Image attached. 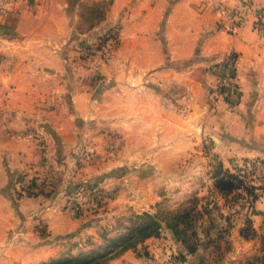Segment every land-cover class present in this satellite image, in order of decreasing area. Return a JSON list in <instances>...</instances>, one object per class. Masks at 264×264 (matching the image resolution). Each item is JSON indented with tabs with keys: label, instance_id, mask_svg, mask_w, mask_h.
<instances>
[{
	"label": "crops",
	"instance_id": "0c3cea01",
	"mask_svg": "<svg viewBox=\"0 0 264 264\" xmlns=\"http://www.w3.org/2000/svg\"><path fill=\"white\" fill-rule=\"evenodd\" d=\"M101 1L109 3L102 20L80 29L79 6ZM218 2L243 11L237 34L219 23ZM253 2L76 0L70 12L69 0L0 1V21L10 27L0 31V264L90 253L122 214L156 213L164 203L202 218L192 221L200 228L195 250L165 228L107 264L264 261V194L252 208L240 205L236 190L221 192L208 170L264 157V33L254 27L264 0ZM98 25L119 30L99 65L79 57L75 40ZM230 51L241 89L233 110L210 101ZM86 149L93 158L80 161ZM69 174L73 184L114 191L104 218L65 209ZM21 176L45 181L44 192L19 195ZM194 197L199 203L183 208ZM243 214L250 236L242 235ZM214 245L229 247L205 256Z\"/></svg>",
	"mask_w": 264,
	"mask_h": 264
},
{
	"label": "rangeland",
	"instance_id": "374dc122",
	"mask_svg": "<svg viewBox=\"0 0 264 264\" xmlns=\"http://www.w3.org/2000/svg\"><path fill=\"white\" fill-rule=\"evenodd\" d=\"M3 3H8L9 1L12 0H0ZM25 1H30V0H25ZM76 0H69L68 6H70V12H71V4H73ZM251 5H254L253 0H250ZM109 3L107 1H101L98 3H95L93 8H89L87 5L86 6H79L80 11H78L79 13V17L80 20L77 22L78 26L80 29H86L87 27H93L94 25L98 24L103 16H104V11L108 8ZM263 6L264 3L262 5L259 6L258 10H259V14L260 15H264L263 12ZM2 8L5 10H8L7 6H2ZM4 14V12L1 10L0 8V15ZM260 15L258 16L260 18ZM1 17V16H0ZM99 26V25H98ZM111 26H114L117 28L116 25H108L107 27L104 28V26H99L96 30H92L88 33H86L85 35L80 36V38H75L76 40V44L78 45V49H79V57L82 59H85L87 56H91V58H93L94 60H97V65L98 61H104L106 62L111 56L112 53L114 51V49L117 47V45L119 44V37L117 38L116 41H112L110 43V45L107 47V51L105 50L104 47V42H105V34L107 33L108 29L111 28ZM7 29H10V27L8 26V24L0 21V31H4L6 32ZM118 29V28H117ZM119 31V30H118ZM87 32V31H86ZM1 54H0V59H1ZM97 77H100V75H97ZM211 105V104H210ZM209 105V107H210ZM81 152H84L80 157L82 158V160L80 161H84V160H92V155L93 153L91 151H88V149L86 150H82ZM86 156H89L88 159H85ZM255 158H263V156H257V157H242L240 158V160L238 161V163L236 161H233V163H231L230 165L231 168L229 167H221L220 165H216L213 170L208 169L209 172L212 171L213 175L215 174V172H222L223 170H228L229 172H235V173H241L238 169H241V165L244 164L245 161L248 160H252ZM234 160H237L234 159ZM210 164V163H209ZM235 166V167H234ZM76 171V170H75ZM241 175L243 177L239 178L237 175V179L236 180H240L241 184H239L238 188H235L236 190V197L239 198V203L240 205H244V206H248L249 208L254 207V203L260 199L262 197V195L264 194V174L261 175H256L255 177H252L250 175H248L247 173H241ZM237 183V181H235ZM91 184H97L99 186H101L105 192L109 195V198L107 200L106 203V207L104 210H100V211H96L94 213H91L92 215H97V217L100 218H104L107 215L108 212V204L111 201V199L113 198V194L114 191L112 189H106L101 183L98 182H91L88 183L86 182L85 185L90 186ZM42 194V193H41ZM85 196V194H83ZM184 202V207L183 208H190V207H194L196 206L199 202L198 200L194 197L192 199L183 201ZM163 203V202H162ZM254 209V208H253ZM87 213H90L89 211ZM174 213V212H173ZM171 213L169 211V204L168 203H164L161 204V209L159 212L156 213H152L154 214L160 221L162 222H171L173 221V219L171 218L174 214ZM133 214H136L135 212H127L125 214H122L120 217H118L115 221V223H113L114 225H116V228L112 229V234L110 235H106L105 236V241H104V245L101 248L96 249L97 251H103L104 249L106 250V248L110 245H113V242H110L109 240H115L117 241L118 237H120L122 234H125L128 232L129 228L132 227L133 224ZM187 214V216H185L184 218V231L181 232L180 234L176 235V237L174 236V238H185L186 241L188 242L187 244H190V246H192V241H194V238L197 236V233L200 231L199 227H196V223L194 222V224H192L193 220H200L202 218H200V216L198 214H192V212L190 213H185ZM244 215V214H243ZM248 215H244V220L247 222L246 223V227L244 228V230H242V235L244 236H250L253 234L252 229L250 228V218H248ZM204 218V216H203ZM243 220V221H244ZM199 224V223H198ZM171 231V230H170ZM117 238V239H116ZM114 241V242H115ZM228 245L224 246V249L222 250V246H212L210 250L206 249L204 252L205 256H215L216 255V251H220L222 253H224V251L226 249H228ZM95 250V251H96ZM227 251V250H226ZM226 253V252H225ZM263 253V254H262ZM80 254V253H79ZM78 254H73V255H69V256H76ZM264 255V252L261 251L259 256ZM220 256V255H219ZM222 256V255H221ZM225 257V256H224ZM223 257V261L221 262V264H227V262L224 260ZM60 258V257H59ZM57 259V258H56ZM54 259H50L46 262H52ZM236 261V260H235ZM43 262V263H46ZM256 261L254 260V258L252 259H238L236 261V263L234 264H257L255 263ZM264 263V261H260ZM41 263V264H43ZM230 263V262H229ZM208 264H220V258L219 260L216 258L215 262H208Z\"/></svg>",
	"mask_w": 264,
	"mask_h": 264
},
{
	"label": "built area",
	"instance_id": "2783aa9c",
	"mask_svg": "<svg viewBox=\"0 0 264 264\" xmlns=\"http://www.w3.org/2000/svg\"><path fill=\"white\" fill-rule=\"evenodd\" d=\"M246 5L251 4L250 0H241ZM216 10L219 14V23L222 28L232 35L237 34L239 27L243 21V11L239 6H230L223 2L216 4ZM264 12V6H263ZM254 27L264 33V15H260L255 21ZM118 38V29L114 26L108 29L105 34L104 47L107 51V47L112 41H116ZM222 73L219 78L218 84L213 86L210 90V101L213 104L224 101L228 108L235 109L241 99V89L237 82V55L235 52H228L221 62ZM37 140L43 143L42 137L38 136ZM43 145V144H41ZM84 152L81 153V155ZM83 156V155H82ZM85 157V156H84ZM86 156L85 159H88ZM89 160V159H88ZM241 169H238L241 173H247L248 175L255 177L256 175L264 174V159L255 158L245 161L242 164ZM235 173V172H234ZM241 173H235L239 178L243 177ZM24 176H21L17 180L19 184V195L35 196L44 192L43 184L45 181H37L35 178L27 180ZM86 183V182H85ZM73 184L71 175L69 174L64 182V187L67 188ZM85 194V196L83 195ZM67 202L65 209L76 215H83L88 211L94 213L96 211H102L106 207L109 195L105 190L97 185L91 184L90 186L84 185L80 189L72 192H67Z\"/></svg>",
	"mask_w": 264,
	"mask_h": 264
},
{
	"label": "trees",
	"instance_id": "16d2710c",
	"mask_svg": "<svg viewBox=\"0 0 264 264\" xmlns=\"http://www.w3.org/2000/svg\"><path fill=\"white\" fill-rule=\"evenodd\" d=\"M215 184L216 187L221 192H228L235 188H238L240 180H236L237 176L234 172H229L228 170H223L222 172H215ZM237 181V183L235 182ZM239 181V182H238ZM86 183H75L71 184L66 192L76 191L84 186ZM16 197H19L16 195ZM172 213V212H171ZM187 213V212H186ZM174 215L171 217L173 221L171 222H162L160 221L154 214L149 212L136 213L133 214V224L132 227L129 228L128 232L122 234L118 237L117 241L109 240L113 242V245H110L104 249L103 251H92L90 253H81L76 256H65L60 257L52 262H46L43 264H107L110 257L119 254L120 252L136 247L137 244L143 242L145 239L151 236H158L162 230L165 228L171 230L172 234L176 237V235L180 234L184 230V218L187 216L185 213H173ZM182 227H180V225ZM184 242L189 251L195 250V246L192 244H187L185 238L179 239ZM115 241V242H114Z\"/></svg>",
	"mask_w": 264,
	"mask_h": 264
}]
</instances>
